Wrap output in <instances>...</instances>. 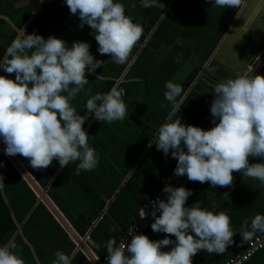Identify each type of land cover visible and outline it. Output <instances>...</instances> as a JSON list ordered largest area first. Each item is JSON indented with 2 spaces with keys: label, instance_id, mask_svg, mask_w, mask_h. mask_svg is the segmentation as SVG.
Returning a JSON list of instances; mask_svg holds the SVG:
<instances>
[{
  "label": "crops",
  "instance_id": "crops-1",
  "mask_svg": "<svg viewBox=\"0 0 264 264\" xmlns=\"http://www.w3.org/2000/svg\"><path fill=\"white\" fill-rule=\"evenodd\" d=\"M114 2L122 3L125 15L143 27L123 64L97 51L93 30L88 25L79 27L78 15L70 13L64 0H0V62L23 28L45 40L62 39L69 48L73 42H87L94 60L104 63L94 73L86 69L89 83L71 101L72 106L83 116L90 96L117 87L125 89L127 108L123 120L108 123L94 116L86 120L83 129L99 163L79 175V161L61 168L54 159L48 168L37 170L20 155L16 158L21 165H16L0 145L5 185L0 190V246L14 242L25 264H53L57 251L72 254L71 264H105L107 241L115 239L118 247L141 208L169 183L191 190L185 207L200 203L202 208L229 215L236 233L233 244L223 254L201 250L192 258V264H222L227 256L244 251L247 242L239 234L241 226L246 221L250 225L256 214L264 215V185L244 179L240 172H233L232 187L174 176L177 160L171 150L166 157L154 143L159 127L179 118L185 126L213 128L210 106L216 84L248 73L251 66L250 74L258 70L264 76V0H242L237 8L217 7L215 0H160L161 4L147 9L140 0ZM0 75L15 79L14 73L2 68ZM168 81L183 89L176 109L164 97ZM249 163L264 160L249 157ZM32 181L45 191L42 196ZM49 201L65 223L50 209ZM152 223L153 217L143 223V235L152 241H175V236L153 232ZM77 239L85 240V249ZM247 264H264V250Z\"/></svg>",
  "mask_w": 264,
  "mask_h": 264
},
{
  "label": "clouds",
  "instance_id": "clouds-1",
  "mask_svg": "<svg viewBox=\"0 0 264 264\" xmlns=\"http://www.w3.org/2000/svg\"><path fill=\"white\" fill-rule=\"evenodd\" d=\"M64 2L72 15H78L81 29L88 25L93 30L101 55H109L116 64L127 61L143 27L125 15L122 3ZM158 2L161 4L160 0H140L145 9L156 7ZM241 4L242 0H215V6L220 8H237ZM89 49L87 42H73L69 48L54 36L45 40L40 35L27 34L24 28L18 31L0 62L4 72L15 74L14 80L0 75V139L6 146V155L27 158L37 170L48 168L54 159L61 168L79 161L77 175L98 166L96 150L89 146L83 125L90 116L108 123L123 120L127 108L125 89L117 87L90 96L83 116L72 106L71 101L89 83L86 69L94 73L104 63L94 60ZM165 89V99L176 109L177 97L183 91L181 85L168 81ZM214 96L210 106L213 128L185 126L180 118L166 122L158 129L154 143L157 150L166 157L171 150L172 158L177 160L174 175H186L189 181L232 187L233 172H240L244 179H256L264 185V163H249V157L264 160V76L245 72L225 79L215 85ZM3 181L0 175V190L5 187ZM163 191L166 200L158 197L151 202L155 209L151 228L153 232L175 236V241H152L146 235H134L132 226L127 247L124 241L118 247L115 239L107 241L108 264H192V258L201 250L223 254L233 244L236 233L225 211L217 213L202 208L200 203L185 207L192 192L183 186L166 185ZM146 215L141 208L139 217L144 219ZM257 232L264 233L262 214H256L250 225L246 221L239 234L247 242ZM169 245H173L170 251H162ZM16 247L14 242L0 246V264H25L15 252ZM71 262L72 254L55 253L53 264Z\"/></svg>",
  "mask_w": 264,
  "mask_h": 264
},
{
  "label": "built area",
  "instance_id": "built-area-1",
  "mask_svg": "<svg viewBox=\"0 0 264 264\" xmlns=\"http://www.w3.org/2000/svg\"><path fill=\"white\" fill-rule=\"evenodd\" d=\"M253 69H254V67L251 66L250 71L248 72L249 75H250V73H252ZM255 75H259L258 70L256 72H254L252 76H255ZM216 121H219V120L217 119ZM210 129H211V127H208V130H210ZM173 175H174V173H173ZM166 185H169V183ZM164 187L159 191V193L157 195H155L148 203H146L142 207L146 211L147 215L144 219H141L138 216L137 220L133 223L132 226H134V233H133L134 235L142 234L143 223L148 218L152 217L151 213L155 209L153 208L151 202L157 200L158 197L160 200H166L167 194L164 193V191H163ZM157 207H158V205H157ZM157 215H159V213H157ZM89 239H90V237L87 236L86 240H89ZM131 239H132V237L128 235V231H127L124 239L122 240L125 242L126 247L128 244H130ZM262 250H264V234L257 235L255 237H253L250 241H247L246 247L242 253L227 256V258L225 259V261L222 264H247L255 255H257ZM105 264H108V261L105 262Z\"/></svg>",
  "mask_w": 264,
  "mask_h": 264
},
{
  "label": "water",
  "instance_id": "water-1",
  "mask_svg": "<svg viewBox=\"0 0 264 264\" xmlns=\"http://www.w3.org/2000/svg\"><path fill=\"white\" fill-rule=\"evenodd\" d=\"M263 59V58H262ZM262 59H260V61L259 62H261L262 61ZM253 74H250V76H252ZM0 145H1V147L2 148H4L5 149V145H4V143H3V141L0 139ZM11 159L14 161V163L16 164V165H21V163L19 162V160L16 158V156H11ZM32 184H33V186H35L36 187V189H37V191L40 193V195L42 196V194H41V191L44 193L45 191L44 190H42V189H40L38 186H36L35 185V183L32 181L31 182ZM49 207H50V209L53 211V213L63 222V223H65L66 221H65V219H63V217H62V215L60 214V212L56 209V207L52 204V203H50V201H49ZM67 224V223H66ZM65 224V225H66ZM76 241V243L78 244V246L80 247V248H82V250L83 249H85V245H84V243H85V240L83 241V239H77V240H75Z\"/></svg>",
  "mask_w": 264,
  "mask_h": 264
}]
</instances>
